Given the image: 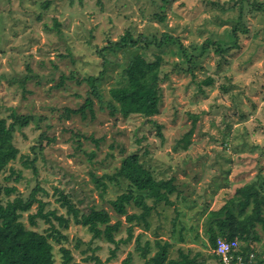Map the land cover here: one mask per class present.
<instances>
[{"label": "rangeland", "instance_id": "374dc122", "mask_svg": "<svg viewBox=\"0 0 264 264\" xmlns=\"http://www.w3.org/2000/svg\"><path fill=\"white\" fill-rule=\"evenodd\" d=\"M255 1L0 0V118L8 123L13 114L33 119L15 133L19 152L0 173V182L17 190L2 198L4 202L16 196L28 198L38 188L43 213L56 210L71 219L65 228L51 216L67 236L60 242L51 239L56 264L64 261L63 246L71 250L69 264H125L129 253L130 264H144L135 243L139 234L143 242L152 243L149 258L159 239L173 243L170 257H177L180 247L191 248L193 255L201 253L192 264H220L218 259H206L214 251L204 234L205 217L220 215L221 206L245 183L254 182L264 191V12L254 10ZM55 20L59 31L53 29ZM237 28L242 30L236 47L224 56L211 49L192 70L173 42L162 52L154 43L144 50L135 46L120 50L109 66L99 54L127 31L148 39L168 32L195 54L207 39L228 44L229 34ZM144 42H139L142 48ZM139 53L151 61L163 56L160 109L150 117L160 130L146 117L124 118L112 114L108 106L111 88L126 81L123 69ZM208 77L214 79L212 84L204 82ZM88 99L93 111L67 115L68 109H79ZM132 152L140 154L157 178L174 177L181 192L171 196L175 204H158L148 225L127 221L126 214L118 215L110 203L130 191L127 179L109 181L104 195L93 179V174L116 172L123 156ZM61 193L69 195L81 214L95 207L107 210L112 224L121 220V228L114 232L119 241L114 256L116 243L105 236L94 238L88 226L75 224L60 201ZM39 208L40 203H34L22 220L28 228L50 233L52 224L45 218L30 223V214ZM176 209L180 219L172 234ZM140 211L134 205L128 208L130 214ZM131 225L134 236L123 242ZM256 232L261 240L248 264L264 260L260 224ZM90 256H98L101 263L87 259ZM238 264H245L243 256Z\"/></svg>", "mask_w": 264, "mask_h": 264}, {"label": "trees", "instance_id": "16d2710c", "mask_svg": "<svg viewBox=\"0 0 264 264\" xmlns=\"http://www.w3.org/2000/svg\"><path fill=\"white\" fill-rule=\"evenodd\" d=\"M47 5H49V2H46L45 6ZM253 7L256 11L264 12V2L257 0L253 2ZM54 23L55 26L53 29L59 31L60 23L57 20ZM239 30L242 29L237 28L233 34H229L228 40L232 41L231 43L228 41V44H224L221 42L222 40L207 39L196 50L195 54H190L188 47H185L180 42V38L168 32H164L161 36H154V38L148 39L144 35L136 38L131 31H127L120 39L104 47L99 54L104 58L103 64L109 66L113 63V59L111 58L116 56L120 50L125 51L131 46L144 50L150 47L151 43H154L162 52L166 45L173 42L180 46L183 56L189 65V69L192 70L197 60L211 49H214L215 53L224 56L226 52L236 47L238 39L237 33ZM143 40L145 41V45L143 44L142 48L139 42ZM131 58L123 69L126 81L121 85L111 88V101L108 102V106L112 114H121L124 118H129L134 115L146 117L148 122L154 123L160 130L161 126L157 125L156 121L150 117L157 115L160 109L159 105L162 95L159 82L161 80L160 71L163 56L158 54L155 57L156 59L151 61L144 54L139 53ZM204 82L212 84L214 79L208 77ZM94 93L96 94L95 91ZM99 97L101 98L100 95ZM88 109L93 111V102L91 99H88L79 109H68L67 115L69 116V112H81L85 114ZM13 118V121L10 123H8L6 118H0V173L11 160L17 157L19 152V148L14 143L16 131H22L33 120L29 116L22 117L16 114H13ZM194 118L193 127L185 135L187 138L193 133L197 116ZM158 133L162 138L164 137L160 131ZM177 147L178 145L175 146V148ZM187 147L188 143L183 146L185 149ZM121 150L123 151L125 149L123 148ZM120 177L128 180L130 191L119 194L110 203L118 215L126 214L127 221L129 222H142L148 225V217L158 204H175L171 200V196L175 192L181 195L180 188L175 183L174 177L157 178L141 161L140 154L137 152L123 156L120 166L113 174H104L102 176L93 174L94 182L101 189V195L105 194L109 181L119 183ZM105 179L108 181H105ZM16 190V186H3L0 182V264H56L52 240L60 242L63 239H67V236L54 226L51 216L59 222L60 226L65 228L70 226L71 219L62 214L58 215L56 210L43 213L42 208L44 207V203L37 197L38 188H34L28 198L16 196L14 199H8L4 202L2 195H11ZM60 201L63 206H67L68 213L73 215L75 224L88 226L93 232L94 238L105 236L108 242L116 243V248L112 250L111 255L114 256L119 243L114 236V232L119 231L121 228V220L112 224L110 213L105 209L99 210L95 207L91 209L90 213L81 214L80 209L74 206L68 194L61 193ZM36 202L40 203V208L38 212L30 214V223L31 225H36V219L38 217L45 218L52 224V232L50 233L39 232L31 227L28 228L22 220L24 213L28 212ZM132 205L137 208L139 207L141 211L132 214L128 213V208ZM220 212V215L205 217L204 234L209 238L214 251L206 259H218L220 264H224L222 258L215 252L216 240L218 237H224L229 240L236 238L238 246L233 252V262L238 263L239 258L243 256L244 263L248 264V256L251 251H254L256 241L261 240L260 236L257 235L256 227L260 224L264 229V191L262 186H257L254 182H251L238 187L232 198L221 206ZM178 216L179 210L176 209L172 234L175 233L174 228H176V224L180 219ZM127 230L129 236L123 239V242L132 240L134 236V225L129 226ZM180 234L181 241H184L185 238L182 232ZM142 235L139 234L136 236L135 243L137 249L141 251L142 256L146 259L144 264H192L201 256L200 252H196L193 255V249L191 248H187L186 250L180 247L178 249V256L170 257V247L173 243L168 240L162 241L156 239L155 246H157V250L149 258L152 243L150 240L143 242ZM245 241H247V244H242ZM61 249L64 256L62 264H69L73 259L71 250L64 246ZM87 259H93L96 263H101V259L98 256H90ZM131 259L132 253H129L124 261L125 264H130ZM259 264H264V260Z\"/></svg>", "mask_w": 264, "mask_h": 264}, {"label": "built area", "instance_id": "2783aa9c", "mask_svg": "<svg viewBox=\"0 0 264 264\" xmlns=\"http://www.w3.org/2000/svg\"><path fill=\"white\" fill-rule=\"evenodd\" d=\"M238 246V241L235 239H227L224 237H218L216 240L215 252L218 254L224 264H238L233 262V252Z\"/></svg>", "mask_w": 264, "mask_h": 264}]
</instances>
